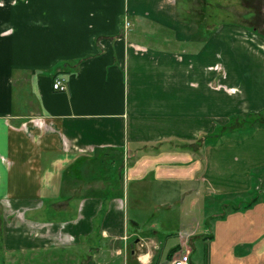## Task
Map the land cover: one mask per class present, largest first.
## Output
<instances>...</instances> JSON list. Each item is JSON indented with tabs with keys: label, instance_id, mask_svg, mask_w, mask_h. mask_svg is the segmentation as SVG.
<instances>
[{
	"label": "crops",
	"instance_id": "1",
	"mask_svg": "<svg viewBox=\"0 0 264 264\" xmlns=\"http://www.w3.org/2000/svg\"><path fill=\"white\" fill-rule=\"evenodd\" d=\"M182 7L0 0V213L18 220L8 241L37 247L39 221H21V211L51 202L60 219L40 223L60 226V243L45 245L60 254L102 247L106 264H171L186 251L198 264L199 243L203 264H264V177L251 178L264 167V125L237 124L209 144L214 120L264 113V94L239 103L247 92L238 78L223 83L210 53L239 49L263 66L264 36L231 25L224 40L209 37L208 17ZM57 77L65 90L53 88ZM114 152L119 160L98 157ZM216 197L222 209L209 217ZM164 207L187 221L161 224ZM170 232L177 240L165 252L160 234Z\"/></svg>",
	"mask_w": 264,
	"mask_h": 264
},
{
	"label": "rangeland",
	"instance_id": "2",
	"mask_svg": "<svg viewBox=\"0 0 264 264\" xmlns=\"http://www.w3.org/2000/svg\"><path fill=\"white\" fill-rule=\"evenodd\" d=\"M180 4L183 6L182 10L185 7H192V15L200 16L202 19H206L208 17L209 22V33L208 36L211 37L212 32L215 31L218 33L219 31H223L225 28H230L231 25H244L245 27L252 28L254 27L259 35L264 36V0H178ZM236 23V24H235ZM128 24V23H127ZM207 33V32H206ZM214 34V35H215ZM222 32L219 33V38L224 40L222 36ZM150 39V38H149ZM156 41V40H155ZM154 41V43H155ZM236 52H217L219 54H215V52H211L210 55L215 57H211L209 63L214 68H219V65L223 66V70L227 75V80L223 81L226 86L230 84L229 80H235L238 78V82L236 85V89L242 92H247V96L244 95H236L234 98L239 99V103L245 104L248 100H252V94L254 89L261 94H264V65H260L257 63L249 52H240L239 49ZM235 75L234 76V72ZM246 88V89H245ZM24 93V90L22 89ZM243 97V99H242ZM247 97H249L247 99ZM23 98V97H22ZM213 96H209L210 101V114L220 116V111L215 112L214 108H212L211 101L213 100ZM216 126L214 131L211 132L212 135L209 137V144L212 145L215 141V137L213 135L215 133L224 132V137L228 135L227 130L229 129L230 134H233L232 128H223L226 123L222 124L217 119L213 121ZM223 138V137H222ZM222 140V139H221ZM114 156H109L108 154H98V157H101L102 161H108L109 159H113V157H119L120 159L122 153L114 152ZM108 155V156H107ZM119 155V156H118ZM134 159L131 158V161ZM130 161V162H131ZM252 184L258 183L259 177H264V167L257 168L251 172ZM256 185V184H255ZM255 185L253 186V191L246 196H242L241 199H249L253 194H255L256 189ZM209 199L208 202V215L210 217V213L221 211V198L216 197ZM241 199H237L239 201ZM51 202H45L44 207L42 208H34L28 210H22L21 215H23V219L20 218L21 221H29V223H34V221H39L35 224V232H37V241L40 243L35 246H21V243H11L9 240L11 233H8V226L12 224H16L18 221L15 219L14 223L11 220L16 216L12 214L10 216L5 215V213H0V264H106L103 260L105 254L104 250L101 248L95 250H86L81 253L80 250L76 249L73 253V250H70L66 253L60 254V247L54 248V245L45 246L51 243H60V226L54 232L47 231L44 229V226H41V221H57L60 219V213L57 210L52 209L50 206ZM135 208L133 206L129 207V213H133ZM148 210V209H147ZM167 209L164 207L159 208L158 215L161 221V224L170 225L174 227L175 223H184L188 218L177 216L173 217L172 213H168ZM165 211V212H162ZM162 212V214H161ZM32 221V222H30ZM175 221V222H174ZM43 227V228H42ZM58 227V226H57ZM56 228V227H55ZM201 227L199 226V229ZM32 230V229H31ZM30 231V230H29ZM27 230L18 229L19 235L16 233L15 236L25 237L26 235H31ZM23 232V235H22ZM34 232V231H33ZM33 235V234H32ZM31 235V237H32ZM162 236L163 245L165 248V252L174 245L177 240V235L174 232L160 234ZM36 237V236H35ZM166 242V245L164 244ZM44 245V246H42ZM194 259L197 260L198 264H203V249L200 247L198 243V249L194 255Z\"/></svg>",
	"mask_w": 264,
	"mask_h": 264
},
{
	"label": "trees",
	"instance_id": "3",
	"mask_svg": "<svg viewBox=\"0 0 264 264\" xmlns=\"http://www.w3.org/2000/svg\"><path fill=\"white\" fill-rule=\"evenodd\" d=\"M239 124L240 128L239 130H243V129H251L253 127H259L264 125V113L262 114H253L251 116H243V115H233L229 118V120H227L225 126L223 128L228 129L229 127L233 129V126ZM238 130V131H239ZM233 131V130H232ZM228 135L230 134L229 129L227 130ZM224 132H219V133H215L213 135V137H215V139L224 136ZM253 203V200L251 202H249L248 204ZM246 204V205H248Z\"/></svg>",
	"mask_w": 264,
	"mask_h": 264
},
{
	"label": "built area",
	"instance_id": "4",
	"mask_svg": "<svg viewBox=\"0 0 264 264\" xmlns=\"http://www.w3.org/2000/svg\"><path fill=\"white\" fill-rule=\"evenodd\" d=\"M53 88L57 90H65L64 78L57 77L53 82ZM171 264H190L189 253L186 251L179 252L171 260Z\"/></svg>",
	"mask_w": 264,
	"mask_h": 264
}]
</instances>
